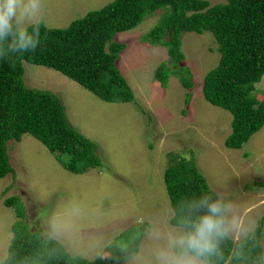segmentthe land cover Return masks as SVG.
<instances>
[{
    "label": "rangeland",
    "instance_id": "374dc122",
    "mask_svg": "<svg viewBox=\"0 0 264 264\" xmlns=\"http://www.w3.org/2000/svg\"><path fill=\"white\" fill-rule=\"evenodd\" d=\"M113 1L39 0L37 16L28 27L43 23L64 29ZM208 1L213 6L225 3ZM162 12L148 15L134 30L116 36V41L127 45L118 66L134 92V102L102 101L53 69L24 63L26 86L61 99L69 123L97 144L104 168L75 174L33 136L11 142L15 174L0 180V263L8 257L17 223L55 238L71 255L89 261L102 255L109 244L118 240L122 244L129 228L145 227L138 253L125 264H157L155 253L166 246L167 235L184 230L170 224L175 214L165 173L172 159L189 160L190 151L195 152L212 190L229 208L231 239L245 238L264 219V127L242 149L226 148L232 115L206 101L203 93L205 76L218 66L221 55L211 32L182 35L183 65L193 74L191 91L175 76L166 88L155 80L161 64L170 58L167 48L152 46L143 37L159 23ZM255 88L262 99L264 77ZM14 196L25 207L23 219L4 204ZM261 244L264 251V235Z\"/></svg>",
    "mask_w": 264,
    "mask_h": 264
},
{
    "label": "trees",
    "instance_id": "16d2710c",
    "mask_svg": "<svg viewBox=\"0 0 264 264\" xmlns=\"http://www.w3.org/2000/svg\"><path fill=\"white\" fill-rule=\"evenodd\" d=\"M161 10L164 13L159 23L143 37L152 46L167 48L170 58L161 64L155 80L166 88L175 76L191 91L193 74L183 65L182 35L211 32L221 55L218 66L205 76L203 93L206 101L232 115L226 148L242 149L264 127V97L255 94V85L264 77V0H225L215 6L208 0H114L64 29L43 23L31 25L28 31L37 42L35 50L19 49L13 35L0 40V180L15 174L9 144L20 143L26 134L46 146L66 170L75 174L104 168L97 144L69 123L61 99L26 86L24 63L53 69L102 101L134 102V92L118 66L127 45L116 41V36L134 30L148 15ZM191 99L189 94L187 104ZM190 154L189 160L172 159L165 173L175 214L170 224L183 229L187 219L206 211L205 206L193 207L201 200H219L226 205L201 173L195 152ZM261 185L264 187V181ZM4 204L14 208L18 218L26 216L18 196ZM263 225L264 219L237 242L229 236L223 238L218 253L207 258L209 264H263ZM26 227L15 224L8 257L0 264H125L138 253L145 228H129L123 233L122 244L120 240L109 244L102 255L89 261L71 255L55 238Z\"/></svg>",
    "mask_w": 264,
    "mask_h": 264
},
{
    "label": "clouds",
    "instance_id": "9594fccd",
    "mask_svg": "<svg viewBox=\"0 0 264 264\" xmlns=\"http://www.w3.org/2000/svg\"><path fill=\"white\" fill-rule=\"evenodd\" d=\"M39 7V0H0V40L13 35L19 49L35 50L37 42L29 34L28 26ZM201 206L206 211L195 219H187L185 230L167 235L166 246L155 253L157 264H209L207 258L218 253L219 242L233 227L228 219L229 208L219 200L209 203L207 198L193 207Z\"/></svg>",
    "mask_w": 264,
    "mask_h": 264
}]
</instances>
